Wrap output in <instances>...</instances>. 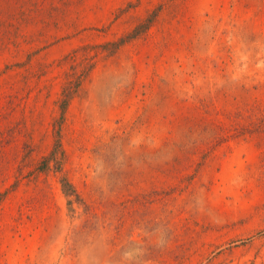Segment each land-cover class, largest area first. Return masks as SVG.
<instances>
[{
	"label": "rangeland",
	"instance_id": "obj_1",
	"mask_svg": "<svg viewBox=\"0 0 264 264\" xmlns=\"http://www.w3.org/2000/svg\"><path fill=\"white\" fill-rule=\"evenodd\" d=\"M0 264H264V0H0Z\"/></svg>",
	"mask_w": 264,
	"mask_h": 264
},
{
	"label": "trees",
	"instance_id": "obj_2",
	"mask_svg": "<svg viewBox=\"0 0 264 264\" xmlns=\"http://www.w3.org/2000/svg\"><path fill=\"white\" fill-rule=\"evenodd\" d=\"M83 76V73L76 74V79L74 81H71L67 84L63 91V96L60 100V108L62 111V119L64 117V114L68 108L69 102L72 99V97L77 93L78 89L81 85V78ZM59 149L56 148L55 152L51 154V160H53L56 164H61V158L58 155ZM64 182V191L67 197L70 198L69 204L73 206L75 203L81 204V198L80 195L77 193L75 188L69 183L66 179L63 180Z\"/></svg>",
	"mask_w": 264,
	"mask_h": 264
}]
</instances>
